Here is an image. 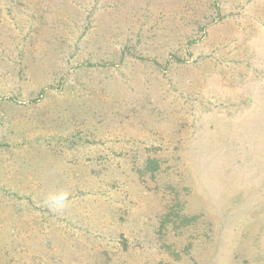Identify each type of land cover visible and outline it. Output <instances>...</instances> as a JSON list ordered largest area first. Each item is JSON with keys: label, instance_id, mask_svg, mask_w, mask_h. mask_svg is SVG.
I'll return each instance as SVG.
<instances>
[{"label": "rangeland", "instance_id": "rangeland-1", "mask_svg": "<svg viewBox=\"0 0 264 264\" xmlns=\"http://www.w3.org/2000/svg\"><path fill=\"white\" fill-rule=\"evenodd\" d=\"M0 264H264V0H0Z\"/></svg>", "mask_w": 264, "mask_h": 264}]
</instances>
